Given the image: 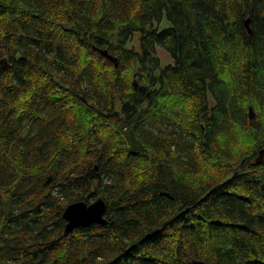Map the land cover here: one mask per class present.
Returning <instances> with one entry per match:
<instances>
[{
  "label": "trees",
  "instance_id": "trees-1",
  "mask_svg": "<svg viewBox=\"0 0 264 264\" xmlns=\"http://www.w3.org/2000/svg\"><path fill=\"white\" fill-rule=\"evenodd\" d=\"M263 112L264 0H0V264H264Z\"/></svg>",
  "mask_w": 264,
  "mask_h": 264
},
{
  "label": "water",
  "instance_id": "water-1",
  "mask_svg": "<svg viewBox=\"0 0 264 264\" xmlns=\"http://www.w3.org/2000/svg\"><path fill=\"white\" fill-rule=\"evenodd\" d=\"M246 26L250 28L249 21H247ZM262 158L263 156L258 161L261 162ZM106 213L107 206L102 199L92 203L78 201L69 204L63 213V218L66 221L65 233H70L79 227L94 223L105 225L107 224ZM198 264L206 263L200 262Z\"/></svg>",
  "mask_w": 264,
  "mask_h": 264
},
{
  "label": "clouds",
  "instance_id": "clouds-1",
  "mask_svg": "<svg viewBox=\"0 0 264 264\" xmlns=\"http://www.w3.org/2000/svg\"><path fill=\"white\" fill-rule=\"evenodd\" d=\"M254 141L250 131L239 123L217 133L216 146L237 157L241 153L251 149Z\"/></svg>",
  "mask_w": 264,
  "mask_h": 264
},
{
  "label": "rangeland",
  "instance_id": "rangeland-1",
  "mask_svg": "<svg viewBox=\"0 0 264 264\" xmlns=\"http://www.w3.org/2000/svg\"><path fill=\"white\" fill-rule=\"evenodd\" d=\"M158 55H159V57L161 59L162 66H165V65L170 64V63L173 62L172 58L170 57V55L166 51H164L163 49H158Z\"/></svg>",
  "mask_w": 264,
  "mask_h": 264
},
{
  "label": "bare ground",
  "instance_id": "bare-ground-1",
  "mask_svg": "<svg viewBox=\"0 0 264 264\" xmlns=\"http://www.w3.org/2000/svg\"><path fill=\"white\" fill-rule=\"evenodd\" d=\"M137 87V86H136ZM264 113V112H263ZM264 117V116H263ZM259 120H262L261 118ZM264 122V121H263Z\"/></svg>",
  "mask_w": 264,
  "mask_h": 264
}]
</instances>
